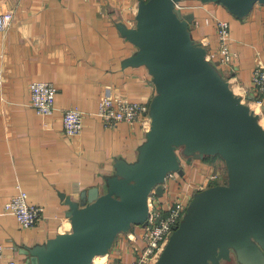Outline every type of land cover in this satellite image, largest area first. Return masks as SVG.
Wrapping results in <instances>:
<instances>
[{
  "label": "crops",
  "instance_id": "1",
  "mask_svg": "<svg viewBox=\"0 0 264 264\" xmlns=\"http://www.w3.org/2000/svg\"><path fill=\"white\" fill-rule=\"evenodd\" d=\"M140 0H0V13L12 12V25L0 30V242L8 257L26 264V245L44 242L70 231L68 204L62 193L80 198L84 189L104 183L115 157L134 161L146 138L150 120L126 121L108 127L98 114L104 94L123 95L149 103L156 92L145 65L124 66L137 49L118 27L136 24ZM186 13L195 14L192 34L207 48L218 45L216 28L207 19L231 24L230 47L236 52L234 69L226 70L240 95L256 93L253 71L264 64V3H256L243 17L218 1L182 0ZM226 69V67L224 68ZM51 81L57 86L55 113L39 114L31 104L30 83ZM234 83V84H233ZM234 88V87H233ZM249 99V98H248ZM253 100V99H251ZM255 100V99H254ZM78 106L85 112L84 128L77 137L66 135L63 111ZM264 116V102L259 105ZM223 159L183 160L184 173L164 183L163 199L171 192L195 193L214 184ZM21 190L31 203L46 207L37 227H22L5 203ZM134 242L127 232L116 238L110 252L92 264H131Z\"/></svg>",
  "mask_w": 264,
  "mask_h": 264
},
{
  "label": "water",
  "instance_id": "2",
  "mask_svg": "<svg viewBox=\"0 0 264 264\" xmlns=\"http://www.w3.org/2000/svg\"><path fill=\"white\" fill-rule=\"evenodd\" d=\"M181 0H140L136 24L118 22L137 47L124 66L145 65L156 92L150 128L129 161L115 157L102 185L79 199L61 194L72 228L26 245V264H92L110 252L116 238L150 215L152 192L162 196L183 160L218 155L228 180L196 191L155 264H264V124L227 75L192 34L195 14ZM218 1L246 16L264 0ZM256 94H248L256 99Z\"/></svg>",
  "mask_w": 264,
  "mask_h": 264
},
{
  "label": "built area",
  "instance_id": "3",
  "mask_svg": "<svg viewBox=\"0 0 264 264\" xmlns=\"http://www.w3.org/2000/svg\"><path fill=\"white\" fill-rule=\"evenodd\" d=\"M183 13L189 5L176 3ZM14 14L10 11L0 13V30L9 28L12 25ZM214 24L216 28L218 45L216 48H207V58L213 61L224 73L234 69L236 52L230 47L231 24L226 19L213 18L207 22ZM202 43V42H201ZM204 46L205 43H202ZM226 67V69H224ZM232 85L231 77H228ZM2 83V72L0 70V84ZM253 84L256 99L253 100L258 105L264 102V64L258 61L253 71ZM57 86L46 80H34L30 83L31 104L41 115H50L56 112ZM246 97V95H242ZM150 102L131 99L123 95L104 94L99 102L98 114L108 127L117 126L120 122L126 121L136 123L149 119ZM85 112L78 106H70L63 111L64 131L66 135L77 137L82 134L84 128ZM175 177V171L168 174L165 181ZM210 179L216 183H225L223 180V170L216 171L210 175ZM212 185V184H211ZM165 187V186H164ZM202 190V186L198 190ZM164 200L156 192H152L149 197L150 215L147 223L136 224L127 232L129 239L134 242L133 260L131 264H155L167 245L176 225L182 221L187 207L192 200L194 193L176 191ZM5 211L15 215L19 224L24 228L37 227L43 220L46 207L31 203L27 191L21 190L14 194L5 203ZM5 245L0 242V259L6 258ZM94 263V261H93ZM8 264H21L20 260L8 257Z\"/></svg>",
  "mask_w": 264,
  "mask_h": 264
},
{
  "label": "rangeland",
  "instance_id": "4",
  "mask_svg": "<svg viewBox=\"0 0 264 264\" xmlns=\"http://www.w3.org/2000/svg\"><path fill=\"white\" fill-rule=\"evenodd\" d=\"M233 84H234V83H233ZM233 87H234V89H235L236 91L241 92V89H240V87H239L237 84L233 85ZM244 95H245V94H244ZM244 101H245L246 103L250 104L251 107H252V106L255 107V109H257L256 111H259V113H260L261 109H260L259 105H258L256 102H254L253 100L248 99V98H246V97H244ZM261 121H262V123L264 124V116H263V115L261 116ZM221 168H223V180H225V181L227 182V180H228V171H227V166H226V163H225L224 160H223V165H222ZM71 228H72V227H71ZM124 233H125V232H123V234H124ZM96 260H97V259H96ZM96 262L99 263L100 260L98 259ZM231 264H232V263H231Z\"/></svg>",
  "mask_w": 264,
  "mask_h": 264
},
{
  "label": "bare ground",
  "instance_id": "5",
  "mask_svg": "<svg viewBox=\"0 0 264 264\" xmlns=\"http://www.w3.org/2000/svg\"><path fill=\"white\" fill-rule=\"evenodd\" d=\"M252 108L255 109V107H253V106H252ZM255 110H257V109H255ZM256 112L259 113V111H256ZM100 258H105V255H100V256L95 257L94 261H97L98 259L100 260Z\"/></svg>",
  "mask_w": 264,
  "mask_h": 264
},
{
  "label": "trees",
  "instance_id": "6",
  "mask_svg": "<svg viewBox=\"0 0 264 264\" xmlns=\"http://www.w3.org/2000/svg\"><path fill=\"white\" fill-rule=\"evenodd\" d=\"M204 158H205L206 160H211V159H212V155H206Z\"/></svg>",
  "mask_w": 264,
  "mask_h": 264
}]
</instances>
